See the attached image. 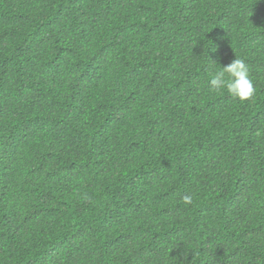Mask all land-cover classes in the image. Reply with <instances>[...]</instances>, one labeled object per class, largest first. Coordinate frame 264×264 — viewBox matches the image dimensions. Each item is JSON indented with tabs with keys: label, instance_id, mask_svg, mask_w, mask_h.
I'll return each instance as SVG.
<instances>
[{
	"label": "trees",
	"instance_id": "1",
	"mask_svg": "<svg viewBox=\"0 0 264 264\" xmlns=\"http://www.w3.org/2000/svg\"><path fill=\"white\" fill-rule=\"evenodd\" d=\"M0 264H264V0H0Z\"/></svg>",
	"mask_w": 264,
	"mask_h": 264
},
{
	"label": "clouds",
	"instance_id": "2",
	"mask_svg": "<svg viewBox=\"0 0 264 264\" xmlns=\"http://www.w3.org/2000/svg\"><path fill=\"white\" fill-rule=\"evenodd\" d=\"M214 62V61H213ZM219 65L212 73L209 84L214 90L227 89L234 98L240 101L251 99L255 94L254 82L250 75L249 66L241 58H235L227 65ZM186 204L192 202L191 196H185Z\"/></svg>",
	"mask_w": 264,
	"mask_h": 264
}]
</instances>
